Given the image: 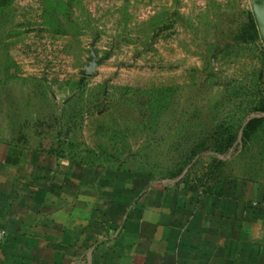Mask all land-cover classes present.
<instances>
[{"label": "rangeland", "instance_id": "obj_1", "mask_svg": "<svg viewBox=\"0 0 264 264\" xmlns=\"http://www.w3.org/2000/svg\"><path fill=\"white\" fill-rule=\"evenodd\" d=\"M256 1L0 0V138L160 182L264 180Z\"/></svg>", "mask_w": 264, "mask_h": 264}, {"label": "crops", "instance_id": "obj_2", "mask_svg": "<svg viewBox=\"0 0 264 264\" xmlns=\"http://www.w3.org/2000/svg\"><path fill=\"white\" fill-rule=\"evenodd\" d=\"M0 264H264V180L157 181L0 138Z\"/></svg>", "mask_w": 264, "mask_h": 264}, {"label": "water", "instance_id": "obj_3", "mask_svg": "<svg viewBox=\"0 0 264 264\" xmlns=\"http://www.w3.org/2000/svg\"><path fill=\"white\" fill-rule=\"evenodd\" d=\"M255 14L260 24V28L264 38V0H258L254 6Z\"/></svg>", "mask_w": 264, "mask_h": 264}, {"label": "built area", "instance_id": "obj_4", "mask_svg": "<svg viewBox=\"0 0 264 264\" xmlns=\"http://www.w3.org/2000/svg\"><path fill=\"white\" fill-rule=\"evenodd\" d=\"M7 236V231L3 228H0V245L4 242Z\"/></svg>", "mask_w": 264, "mask_h": 264}, {"label": "trees", "instance_id": "obj_5", "mask_svg": "<svg viewBox=\"0 0 264 264\" xmlns=\"http://www.w3.org/2000/svg\"><path fill=\"white\" fill-rule=\"evenodd\" d=\"M249 124H250V123H249ZM249 124H248V125H249Z\"/></svg>", "mask_w": 264, "mask_h": 264}]
</instances>
